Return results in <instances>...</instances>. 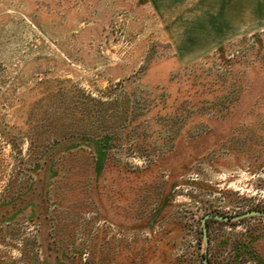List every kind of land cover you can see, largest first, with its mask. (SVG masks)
<instances>
[{
	"label": "rangeland",
	"instance_id": "374dc122",
	"mask_svg": "<svg viewBox=\"0 0 264 264\" xmlns=\"http://www.w3.org/2000/svg\"><path fill=\"white\" fill-rule=\"evenodd\" d=\"M264 0H0V264H264Z\"/></svg>",
	"mask_w": 264,
	"mask_h": 264
},
{
	"label": "water",
	"instance_id": "95a60500",
	"mask_svg": "<svg viewBox=\"0 0 264 264\" xmlns=\"http://www.w3.org/2000/svg\"><path fill=\"white\" fill-rule=\"evenodd\" d=\"M253 215H264V210H250L245 211L240 214L232 215V216H224V215H218V214H206L202 218V228H203V238L206 237V227H205V221L208 218H213L220 221H230V220H239L241 218L247 217V216H253ZM205 264H210L206 259H204Z\"/></svg>",
	"mask_w": 264,
	"mask_h": 264
}]
</instances>
